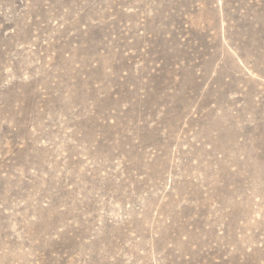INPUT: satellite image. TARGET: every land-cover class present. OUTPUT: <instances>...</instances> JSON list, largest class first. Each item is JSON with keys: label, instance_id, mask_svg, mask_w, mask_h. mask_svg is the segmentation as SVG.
Masks as SVG:
<instances>
[{"label": "rangeland", "instance_id": "1", "mask_svg": "<svg viewBox=\"0 0 264 264\" xmlns=\"http://www.w3.org/2000/svg\"><path fill=\"white\" fill-rule=\"evenodd\" d=\"M0 264H264V0H0Z\"/></svg>", "mask_w": 264, "mask_h": 264}]
</instances>
